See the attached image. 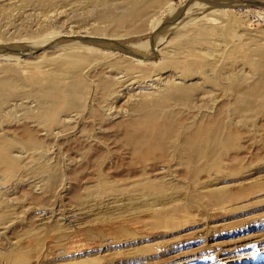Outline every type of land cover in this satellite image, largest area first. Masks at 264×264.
Returning <instances> with one entry per match:
<instances>
[{"label":"rangeland","instance_id":"rangeland-1","mask_svg":"<svg viewBox=\"0 0 264 264\" xmlns=\"http://www.w3.org/2000/svg\"><path fill=\"white\" fill-rule=\"evenodd\" d=\"M129 3L0 0V72L11 67L22 76L32 75L39 72L32 66L33 60L56 57L75 45V50L90 56L83 69L91 91L83 99L84 108L76 121L65 122L54 134L42 127L35 129L42 145L33 153L23 151L20 160L37 172L0 176V200L10 205L0 220V227L4 226L0 264H215L218 258V264H264V100L258 113H248L254 117L246 123L228 108L234 88L261 75L256 63L264 53V0H153L142 28H127L122 22L120 15ZM213 17L217 20L212 25L204 23ZM189 30L196 53L204 57L203 51L221 54L214 71V98L213 92V99L210 95L203 100L198 97V113L196 107L185 106L184 117L198 124L204 108L220 104L216 93H223L221 103L227 102L230 109L228 128L238 134L227 148L224 174L194 176L195 167L187 170L177 156L165 158L160 151L142 161L125 127L131 118L129 106L136 83H153V73L165 77L175 70L170 62L192 57L172 52L185 45L174 43V37ZM95 65L106 68L108 77L130 76L120 90L122 95L102 102L107 105H103L106 116L97 121L91 116V108L98 104ZM37 105L32 104L35 112L39 111ZM15 109L6 117L9 135L21 133L14 121L24 117L25 110ZM181 158L188 159L187 155ZM54 173L59 177L52 182ZM101 177L116 191L100 192ZM211 180L225 190L209 196L203 187ZM151 185L163 188L147 192ZM125 191H130L129 198ZM107 210L110 214L102 216ZM79 212L85 214L78 216ZM160 216L162 222L154 221ZM225 256L227 260H222Z\"/></svg>","mask_w":264,"mask_h":264},{"label":"bare ground","instance_id":"bare-ground-1","mask_svg":"<svg viewBox=\"0 0 264 264\" xmlns=\"http://www.w3.org/2000/svg\"><path fill=\"white\" fill-rule=\"evenodd\" d=\"M96 1L97 0H94V2ZM152 2L153 0H130V3L127 4L129 6L120 15V18L123 20L122 22L125 24V26L127 28L144 27L146 17H148V9ZM92 3L93 2H91V4ZM96 7L97 6H95V8ZM93 8L94 7L91 6L92 10ZM215 19L217 20V18L214 17L210 18L211 22H206L204 20V23L212 25ZM206 20L208 21L209 18H207ZM44 21L46 22V20ZM114 27L115 26H113V28ZM118 29L119 27L117 28V30ZM225 29H223V31ZM189 34L190 30L186 32L184 31V33L178 34L174 37V43H178V45H180L181 42H185V45L178 49H172V52L174 51L176 55L189 53L192 57H188V59L185 60L176 59V61L173 63L170 62L169 64L175 70L170 71V74H166L165 77L160 72L153 73L151 75V82L153 83H150L146 86L136 83L137 86L135 87V89H133L134 94H132V100L130 101L131 105L129 106L131 118L128 122L125 123V127L130 140L133 142L134 152L142 161L150 157L153 153H155V151H160L165 158L171 155L175 156V158L177 156L180 159L181 163L187 168V170H191L190 168L195 167L194 176L200 174L210 175L213 172H220L224 174L227 170V148H230L231 142L238 135L236 132L230 131L228 128L229 122L227 123V111H230V109H232L234 113H237V115L239 114L242 123L251 121L252 117L254 116H250V113H258V109L262 106V102L264 100V53L259 62L256 63V66L259 67V70L261 72L259 79L255 80L254 82L243 81L241 84L234 88L235 97L230 98L234 100L233 102L231 101L230 105H228V108L230 109L227 110V102L221 103L222 99L224 98L223 93L222 95H220L218 92L216 93V98H221L220 104L214 102L213 104L207 106V108L203 107L205 110L202 112L200 111L202 113V117L200 116L201 121L198 124H194V122H190L191 119H189V117L187 118L189 121L185 119L184 116H186V114L184 110L187 111L188 109H184V107H196L197 112L198 105L196 106L195 102L198 97L203 100L205 97L214 94V98V92H216V89L214 88L216 84L214 71L216 65L221 59V54L217 51H203V53L206 54V57H204L201 54L196 53L195 50H193L194 48L192 46V43L194 42L192 41L193 37H189ZM21 37L22 36H20V38ZM88 40H90V38ZM92 41L94 42V40ZM43 45L45 46V44ZM72 46L74 47L75 45ZM73 47H67L63 50L61 55H55L56 57L47 56L44 58H40L39 60H33L32 66L36 69V71H39L40 73L34 72L32 75L22 76L17 69L11 67H4V69L0 72V176L7 177L8 174H16L18 175V177H21L23 174H27L31 166L28 167V165H24L22 160H20L22 159L20 156H23L21 154L23 153V151H29L33 153L38 148V146L42 145V140L35 137V129L42 127L43 131L46 130L49 134H54L56 132V129H61L66 126L65 122H73V120L78 117V112L84 108L83 99L87 98L89 95L88 93L91 91H88V83L84 79L83 68L86 69V67H84V64L90 59V56L87 52H84L81 49H76V51L74 49L75 47ZM246 60H248V58ZM91 62L89 61V63ZM101 64L103 63L101 62ZM97 65H100V63ZM97 65H95L94 68L96 70L94 72V76H96L97 79L96 92L98 104L91 108V116H95L96 119L94 117V120L96 121L97 118L103 119L106 116H104L103 113V105L105 104L103 103L102 105V102L107 101L109 98H117L121 94L120 90L124 89V87L127 86L126 82L130 77L123 74L119 75V77L117 76L116 78L112 76L108 77L106 75V68L104 69V67H100ZM108 67V70L111 71L110 66ZM194 68H200L202 69V72L197 74L196 72H198V70L196 71L194 70ZM162 69H164V67ZM166 69L168 68L166 67ZM116 70H119V68H117ZM110 71L108 72L110 73ZM233 71L235 72V70ZM225 72L227 73V71ZM231 74L230 76H234L233 73ZM234 80H236L235 76ZM211 98L210 102H213V98ZM33 102L38 104L37 108L39 109V111L36 110L38 112H35L34 109H32ZM18 106L23 107L25 110L24 117L17 119V122L14 121V124H16L17 126H21V133L16 132L15 134L9 135L5 126L7 124L6 117L8 113L14 111V109ZM108 107L107 108L110 109V106ZM106 111L108 112L110 110L106 109ZM107 115L110 116V114ZM252 125L254 127V124ZM182 155H187L188 159L186 162L181 158ZM26 158H28V155H26ZM32 159L34 160V157ZM30 172L35 173L37 171L30 170ZM58 177V173H54L52 176H50V180L52 182H55ZM195 180L197 181V179ZM202 182L204 181H201V183ZM215 184H219V182L217 183L214 182V180H211L203 187L209 192V196L211 197L215 195L216 191L218 192L219 190H225L224 185H222L223 187H218V185L217 187H215ZM97 186L100 192L103 193L116 191L115 187L111 186L108 183L107 179H102V177L100 180H98ZM162 188V185H151L148 187L147 192H153L160 189L162 190ZM124 195L125 197L127 196L129 198L131 193L130 191H125ZM9 206L10 205L6 201L0 200V220L3 219V215L6 213ZM143 206L146 207L147 202H143L142 207ZM133 209L135 210L137 208ZM100 211H102V209ZM83 212H79L78 216H82L83 214H85ZM108 214H110V212H108L107 210L102 213V216H108ZM154 221L162 222V217H157ZM47 223L48 222L41 221L42 225ZM116 226L118 227V225ZM3 227H0V234L2 233L1 230L4 229ZM110 241H112V239H108V242ZM69 247H71V245ZM212 257L218 258L217 255H212ZM223 259L227 260V257L225 256V258H222V260ZM215 261V264H218L217 262L221 261V259L218 258Z\"/></svg>","mask_w":264,"mask_h":264}]
</instances>
